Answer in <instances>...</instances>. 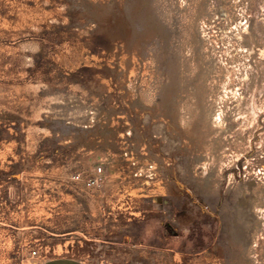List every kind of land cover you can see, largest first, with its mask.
I'll list each match as a JSON object with an SVG mask.
<instances>
[{
    "label": "rangeland",
    "instance_id": "rangeland-1",
    "mask_svg": "<svg viewBox=\"0 0 264 264\" xmlns=\"http://www.w3.org/2000/svg\"><path fill=\"white\" fill-rule=\"evenodd\" d=\"M55 257L264 264V0H0V264Z\"/></svg>",
    "mask_w": 264,
    "mask_h": 264
},
{
    "label": "crops",
    "instance_id": "crops-1",
    "mask_svg": "<svg viewBox=\"0 0 264 264\" xmlns=\"http://www.w3.org/2000/svg\"><path fill=\"white\" fill-rule=\"evenodd\" d=\"M39 264H89V263L75 257H55L42 261Z\"/></svg>",
    "mask_w": 264,
    "mask_h": 264
},
{
    "label": "built area",
    "instance_id": "built-area-1",
    "mask_svg": "<svg viewBox=\"0 0 264 264\" xmlns=\"http://www.w3.org/2000/svg\"><path fill=\"white\" fill-rule=\"evenodd\" d=\"M102 168L99 167L97 170L93 173L87 176L85 179V184L88 187H95L102 181V175H101Z\"/></svg>",
    "mask_w": 264,
    "mask_h": 264
}]
</instances>
